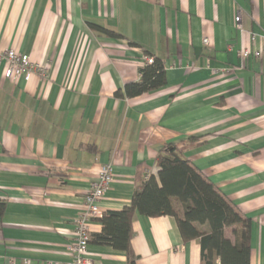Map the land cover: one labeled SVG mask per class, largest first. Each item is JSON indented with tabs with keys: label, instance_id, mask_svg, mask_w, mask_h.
<instances>
[{
	"label": "crops",
	"instance_id": "obj_1",
	"mask_svg": "<svg viewBox=\"0 0 264 264\" xmlns=\"http://www.w3.org/2000/svg\"><path fill=\"white\" fill-rule=\"evenodd\" d=\"M242 46L264 48V0H0V50L47 69L14 81L0 61V264H72L74 221L100 166L115 173L102 213L121 210L172 144L251 218V262L264 264V58L241 60ZM146 51L163 59L167 84L116 96L140 79ZM132 229L136 264H201L199 240L184 241L175 217L136 211ZM101 230L95 220L92 239ZM89 258L128 263L93 241Z\"/></svg>",
	"mask_w": 264,
	"mask_h": 264
},
{
	"label": "trees",
	"instance_id": "obj_2",
	"mask_svg": "<svg viewBox=\"0 0 264 264\" xmlns=\"http://www.w3.org/2000/svg\"><path fill=\"white\" fill-rule=\"evenodd\" d=\"M91 30L112 38H124L118 31L96 22ZM132 45H139L131 41ZM154 58L140 69V79L127 83L116 92L132 98L156 91L167 84L163 59ZM200 136H192L190 142ZM159 171L136 188L131 203L121 210H110L98 218L102 230L91 241L109 245L127 255V264H136L131 249L132 220L136 211L148 217H175L184 241L197 239L201 246V264H253L251 262L252 220L245 216L199 169L184 156L178 145H168L157 157ZM5 208L0 198V215ZM232 233L233 238L228 235Z\"/></svg>",
	"mask_w": 264,
	"mask_h": 264
},
{
	"label": "built area",
	"instance_id": "obj_3",
	"mask_svg": "<svg viewBox=\"0 0 264 264\" xmlns=\"http://www.w3.org/2000/svg\"><path fill=\"white\" fill-rule=\"evenodd\" d=\"M237 27L241 25V13L238 11L235 16ZM252 40H255V35H252ZM205 43L209 40L205 39ZM238 55L241 60L252 57L255 59L264 58V48L242 46L238 49ZM5 63L4 76L8 79L17 81L20 77L30 80L31 77L38 73L41 76H47V69L40 63H35L31 57L16 48H8L0 50V61ZM152 56H146L147 63H153ZM215 72H217L215 70ZM115 177L114 167L112 163H104L100 166L98 177L86 192L83 206L80 214L74 221L75 225V240L69 246V251L73 258L72 264H92L89 258V244L91 240L90 225L100 218L103 213L100 207L101 200L111 187ZM47 264H54L48 262Z\"/></svg>",
	"mask_w": 264,
	"mask_h": 264
}]
</instances>
